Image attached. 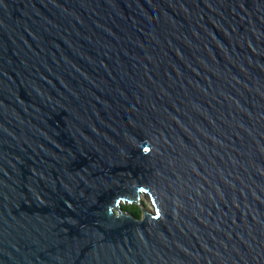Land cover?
I'll return each instance as SVG.
<instances>
[{"label": "water", "instance_id": "95a60500", "mask_svg": "<svg viewBox=\"0 0 264 264\" xmlns=\"http://www.w3.org/2000/svg\"><path fill=\"white\" fill-rule=\"evenodd\" d=\"M0 264H264V0H0Z\"/></svg>", "mask_w": 264, "mask_h": 264}, {"label": "rangeland", "instance_id": "374dc122", "mask_svg": "<svg viewBox=\"0 0 264 264\" xmlns=\"http://www.w3.org/2000/svg\"><path fill=\"white\" fill-rule=\"evenodd\" d=\"M142 201H143L148 207H150L151 209L154 210V206H153V204H152V202H151V199H150V197H149L148 195H142ZM134 204H136V205H138V206L140 207V205H139L138 203H133V204L123 203L124 206H126V205H134Z\"/></svg>", "mask_w": 264, "mask_h": 264}, {"label": "trees", "instance_id": "16d2710c", "mask_svg": "<svg viewBox=\"0 0 264 264\" xmlns=\"http://www.w3.org/2000/svg\"><path fill=\"white\" fill-rule=\"evenodd\" d=\"M124 208L129 209V210H132L137 215H141L142 214L141 207H139L136 204H134V205H126V206H124Z\"/></svg>", "mask_w": 264, "mask_h": 264}]
</instances>
